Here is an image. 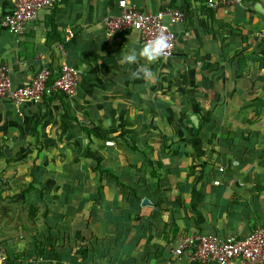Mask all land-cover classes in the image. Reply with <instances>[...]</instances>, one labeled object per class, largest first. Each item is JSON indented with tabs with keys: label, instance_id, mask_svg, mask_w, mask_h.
I'll use <instances>...</instances> for the list:
<instances>
[{
	"label": "crops",
	"instance_id": "obj_1",
	"mask_svg": "<svg viewBox=\"0 0 264 264\" xmlns=\"http://www.w3.org/2000/svg\"><path fill=\"white\" fill-rule=\"evenodd\" d=\"M126 1L184 14L151 81L120 63L139 35L104 29L118 0H58L20 35L2 27L14 1L0 0V65L13 87L39 65L77 72L74 97L0 101V199L15 194L40 219L27 249L37 258L25 264H192L187 252L170 255L183 237L264 229V0L215 10L207 0Z\"/></svg>",
	"mask_w": 264,
	"mask_h": 264
},
{
	"label": "built area",
	"instance_id": "obj_2",
	"mask_svg": "<svg viewBox=\"0 0 264 264\" xmlns=\"http://www.w3.org/2000/svg\"><path fill=\"white\" fill-rule=\"evenodd\" d=\"M14 8L6 14L1 25L10 34L20 35L26 26L36 19L44 10L53 8L58 0H13ZM244 0H207L206 6L215 10L218 8L240 5ZM120 14L103 19L106 33L110 36L123 31H134L139 35L142 46L157 33L163 31L170 41V48L157 60L169 58L174 52L176 38L171 25L180 23L184 14L173 7L162 8L154 13L140 11L135 5L126 0H118ZM168 19L169 23L165 20ZM71 39V31L66 33ZM256 37L264 41V28L256 33ZM48 66L39 65L33 78L27 84L13 87L10 70L0 65V101H7L13 107L28 102L42 101L46 97L62 96L71 98L76 95L77 72L65 62L60 63L55 74ZM54 77L50 84V78ZM105 145L113 146L112 141ZM188 253V260L192 264H264V229L255 228L245 237H220L216 234H199L186 236L181 239L178 247L170 250V255L176 259ZM5 257L0 250V264Z\"/></svg>",
	"mask_w": 264,
	"mask_h": 264
},
{
	"label": "rangeland",
	"instance_id": "obj_3",
	"mask_svg": "<svg viewBox=\"0 0 264 264\" xmlns=\"http://www.w3.org/2000/svg\"><path fill=\"white\" fill-rule=\"evenodd\" d=\"M19 190L21 188L16 189V191ZM12 197L4 194V199L0 200V205L7 209V214L0 217V249L4 250V255L7 257V264H19L21 262L25 264L29 259L35 261L37 258L36 254L29 255L27 249L30 244V239L39 232L37 231V225L40 219L31 222L32 217H30L28 205L18 203L22 200L18 199L17 196ZM7 241L11 242L13 247L11 249L12 251L10 249H4L8 245ZM19 243H24V246L23 250L17 251V244Z\"/></svg>",
	"mask_w": 264,
	"mask_h": 264
},
{
	"label": "clouds",
	"instance_id": "obj_4",
	"mask_svg": "<svg viewBox=\"0 0 264 264\" xmlns=\"http://www.w3.org/2000/svg\"><path fill=\"white\" fill-rule=\"evenodd\" d=\"M170 48L169 37L163 32L157 33L152 39L147 40L141 47L129 46L121 55L120 63L129 66L135 65L131 72L133 78L151 81L155 74L150 68V64L162 57ZM141 59L144 61L141 63Z\"/></svg>",
	"mask_w": 264,
	"mask_h": 264
},
{
	"label": "trees",
	"instance_id": "obj_5",
	"mask_svg": "<svg viewBox=\"0 0 264 264\" xmlns=\"http://www.w3.org/2000/svg\"><path fill=\"white\" fill-rule=\"evenodd\" d=\"M53 79H54V77H51L50 78V81H49V83L51 84L52 83V81H53ZM121 136V135H120ZM86 155H87V157L88 158H91L92 160H94L95 161V163H96V167H95V169H96V171H99V173H100V161H99V159L93 154V153H91L88 149H87V151H86ZM0 157H2V154L0 153ZM30 187H31V184H30ZM1 196V195H0ZM1 200V199H0ZM4 208V207H3ZM3 208H1V209H3ZM0 209V210H1ZM29 210H30V217H34V215H35V212H36V209L34 208V207H29ZM7 212V211H6ZM6 215V213H1V216H5ZM31 218V219H32ZM6 259V258H5ZM10 260V259H9ZM7 261V260H6ZM6 264H7V262H6Z\"/></svg>",
	"mask_w": 264,
	"mask_h": 264
},
{
	"label": "water",
	"instance_id": "obj_6",
	"mask_svg": "<svg viewBox=\"0 0 264 264\" xmlns=\"http://www.w3.org/2000/svg\"><path fill=\"white\" fill-rule=\"evenodd\" d=\"M256 8L264 13V10H262L258 5L256 6ZM19 198H22V196L19 195Z\"/></svg>",
	"mask_w": 264,
	"mask_h": 264
}]
</instances>
